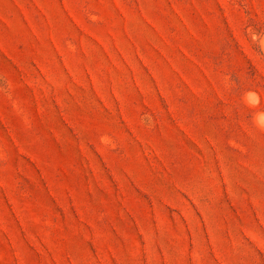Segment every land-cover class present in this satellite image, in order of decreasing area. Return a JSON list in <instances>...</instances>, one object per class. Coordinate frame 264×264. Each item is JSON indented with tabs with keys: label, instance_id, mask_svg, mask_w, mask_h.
Masks as SVG:
<instances>
[{
	"label": "rangeland",
	"instance_id": "obj_1",
	"mask_svg": "<svg viewBox=\"0 0 264 264\" xmlns=\"http://www.w3.org/2000/svg\"><path fill=\"white\" fill-rule=\"evenodd\" d=\"M262 39L264 0H0V264H264Z\"/></svg>",
	"mask_w": 264,
	"mask_h": 264
},
{
	"label": "clouds",
	"instance_id": "obj_2",
	"mask_svg": "<svg viewBox=\"0 0 264 264\" xmlns=\"http://www.w3.org/2000/svg\"><path fill=\"white\" fill-rule=\"evenodd\" d=\"M255 39V37H254ZM261 43L264 44V39L261 40ZM248 97H255L254 93H248L247 94ZM256 126L258 129L260 130H264V113H260L257 115L256 117Z\"/></svg>",
	"mask_w": 264,
	"mask_h": 264
}]
</instances>
